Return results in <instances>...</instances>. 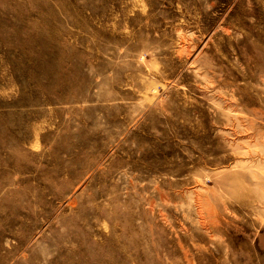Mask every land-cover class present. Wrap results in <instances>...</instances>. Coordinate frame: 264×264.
Instances as JSON below:
<instances>
[{"label":"rangeland","instance_id":"1","mask_svg":"<svg viewBox=\"0 0 264 264\" xmlns=\"http://www.w3.org/2000/svg\"><path fill=\"white\" fill-rule=\"evenodd\" d=\"M0 264H264V0H0Z\"/></svg>","mask_w":264,"mask_h":264}]
</instances>
